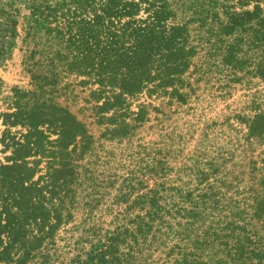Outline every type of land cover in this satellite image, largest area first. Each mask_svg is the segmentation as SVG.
<instances>
[{
    "label": "trees",
    "instance_id": "trees-1",
    "mask_svg": "<svg viewBox=\"0 0 264 264\" xmlns=\"http://www.w3.org/2000/svg\"><path fill=\"white\" fill-rule=\"evenodd\" d=\"M19 42L0 264H264V0H0Z\"/></svg>",
    "mask_w": 264,
    "mask_h": 264
},
{
    "label": "rangeland",
    "instance_id": "rangeland-1",
    "mask_svg": "<svg viewBox=\"0 0 264 264\" xmlns=\"http://www.w3.org/2000/svg\"><path fill=\"white\" fill-rule=\"evenodd\" d=\"M28 3H18L14 8H19L18 19L20 20V32L22 35L25 34L26 29V20L25 17L28 16L30 13L27 9ZM24 52L21 49V42H19V46L14 50L12 57L8 59L4 64L0 66V161L4 164H7V161L9 157L13 156V152L11 149H6L5 144L2 142L4 138V134L6 131L10 129V132L12 133V136L16 135L17 138H20L22 133L27 132V126L21 125L22 121H24L25 117H19L16 120L14 118H11L10 120L12 122H18L20 123L17 126L10 127L9 123L6 122V114H11L14 112H17V109L19 107H24L25 103L29 101L28 97L25 96V93H27L30 90L34 89V86L32 84V79L30 77V74L27 73L25 70V67L23 65L24 60ZM241 94L242 92H238L235 94V96L226 102H218L217 104H214L212 106V110L208 109L207 113L212 118L219 117V121L223 122L225 118L229 115L230 111L227 108V105H231L235 107L239 101H241ZM64 101V100H62ZM240 103V102H239ZM66 105L65 103H63ZM208 103H205L206 106ZM242 104V103H241ZM71 110L78 115L80 119H85V117L80 113V107L82 106V102L78 105H72L69 103ZM208 107V106H207ZM24 112V111H23ZM58 116H56L57 118ZM8 120V119H7ZM52 119L49 118L48 123H51ZM92 121V120H91ZM89 127H91V131L94 133L96 137H99V131L98 127L91 126L88 124ZM47 130V135H49L50 141H55L59 138L58 128L53 125L50 126L47 124L45 127ZM201 136V133H199L196 136V139L193 144H196L198 138ZM222 138L221 135H218ZM220 138V139H221ZM219 139V138H218ZM225 141V138H223ZM51 147H49L50 151H56L58 148L55 146V144H50ZM97 146V145H96ZM99 153V152H98ZM40 158H31L29 160H39ZM81 161V160H80ZM38 176L36 177V179Z\"/></svg>",
    "mask_w": 264,
    "mask_h": 264
}]
</instances>
